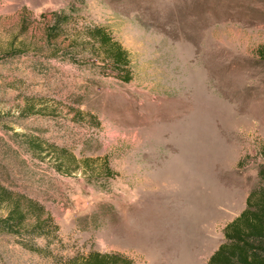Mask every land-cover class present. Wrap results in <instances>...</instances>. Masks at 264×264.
<instances>
[{
    "label": "rangeland",
    "instance_id": "obj_1",
    "mask_svg": "<svg viewBox=\"0 0 264 264\" xmlns=\"http://www.w3.org/2000/svg\"><path fill=\"white\" fill-rule=\"evenodd\" d=\"M55 11L69 18L48 45ZM263 47L264 0H0V186L27 215L0 232V264H208L264 182Z\"/></svg>",
    "mask_w": 264,
    "mask_h": 264
},
{
    "label": "trees",
    "instance_id": "obj_2",
    "mask_svg": "<svg viewBox=\"0 0 264 264\" xmlns=\"http://www.w3.org/2000/svg\"><path fill=\"white\" fill-rule=\"evenodd\" d=\"M81 4L84 0H76ZM52 23L46 27L45 41L53 43L59 37V33L63 30V25L67 22L69 15L64 12H51ZM89 40L92 45L97 46L103 54V60L107 66H111L117 75H121L128 80L126 67L128 65V55L122 46L113 41L102 27H93L88 29ZM17 51H11L9 54L1 55V58L14 55ZM264 55V47L260 49ZM38 140V139H37ZM36 138L30 139L31 144L36 151L41 148ZM40 151V150H39ZM264 162V145L260 152ZM106 174L111 176V171L104 166ZM260 178L264 177V164L259 170ZM13 194L0 186V205L7 204L8 210L4 217H0V232L14 235L20 234L27 215L22 207V197L12 198ZM31 203L32 209L36 208L38 213L37 224L32 229L36 236L42 237L46 235L45 231L48 224L52 223V219L41 221L43 211L36 203ZM28 206V205H27ZM28 212V211H27ZM49 230V229H47ZM51 230V229H50ZM45 231V232H44ZM225 241L219 245L217 250L210 256L208 264H264V182L258 187L250 191L246 198V206L244 210L231 222H229L223 230ZM64 264V263H63ZM66 264H135L132 259L115 252H97L91 251L85 257H73L66 260Z\"/></svg>",
    "mask_w": 264,
    "mask_h": 264
}]
</instances>
